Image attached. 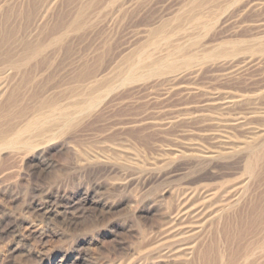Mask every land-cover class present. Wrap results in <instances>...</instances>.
<instances>
[{"label": "rangeland", "instance_id": "374dc122", "mask_svg": "<svg viewBox=\"0 0 264 264\" xmlns=\"http://www.w3.org/2000/svg\"><path fill=\"white\" fill-rule=\"evenodd\" d=\"M0 264H264V0H0Z\"/></svg>", "mask_w": 264, "mask_h": 264}]
</instances>
